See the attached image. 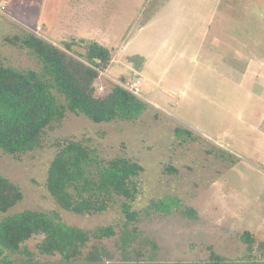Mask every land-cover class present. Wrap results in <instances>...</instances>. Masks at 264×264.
I'll return each instance as SVG.
<instances>
[{
  "label": "rangeland",
  "instance_id": "obj_1",
  "mask_svg": "<svg viewBox=\"0 0 264 264\" xmlns=\"http://www.w3.org/2000/svg\"><path fill=\"white\" fill-rule=\"evenodd\" d=\"M3 1L0 35L39 27L41 37L62 49L79 37L95 40L112 52L106 77L95 85L107 90L110 79L139 80L140 97L149 103L132 121L94 123L67 111L59 126L43 132L39 148L17 156L0 151V173L23 193L7 214L56 210L84 229L119 220L110 209L68 212L49 196L46 171L56 144L74 139L104 159L121 154L143 166L133 208L171 194L197 210L196 219L175 210L140 223L157 245L156 264L206 261L211 251L240 260L248 252L238 238L244 229L264 242V0ZM61 23L65 32L76 28V36L60 37L54 29L62 31ZM0 60L39 69L26 48L3 39ZM175 128L191 136L179 139ZM253 250V259L264 258V249Z\"/></svg>",
  "mask_w": 264,
  "mask_h": 264
},
{
  "label": "trees",
  "instance_id": "obj_2",
  "mask_svg": "<svg viewBox=\"0 0 264 264\" xmlns=\"http://www.w3.org/2000/svg\"><path fill=\"white\" fill-rule=\"evenodd\" d=\"M2 39L26 48L39 64V69H20L0 60L2 153L17 156L39 148L43 132L59 126L67 111L94 123L132 121L149 105L115 83L96 92L98 70L107 69L112 52L95 40L72 39L64 42L62 49L26 30ZM74 45L83 52L74 53ZM125 79L120 76L118 80ZM175 135L185 140L191 133L175 128ZM142 171L143 166L130 157L119 154L104 159L95 148L78 140L56 144L45 179V188L56 205L79 215L110 209L120 216L115 223L93 229L64 222L56 210L24 209L7 214L23 193L18 184L0 173V264L160 263L155 259L157 245L144 234L140 223L175 210L196 219L198 212L171 194L150 198L142 208H133ZM115 235L112 245H107L105 240ZM238 238L247 245L244 258L229 261L211 251L208 260L192 264H264V258L253 259V246L264 249V242L247 229ZM30 240H35L33 247L28 245Z\"/></svg>",
  "mask_w": 264,
  "mask_h": 264
},
{
  "label": "built area",
  "instance_id": "obj_3",
  "mask_svg": "<svg viewBox=\"0 0 264 264\" xmlns=\"http://www.w3.org/2000/svg\"><path fill=\"white\" fill-rule=\"evenodd\" d=\"M4 9V5L0 4V10H3ZM37 30H39L40 28L37 27L36 28ZM98 74H99V78L101 76H105L106 77V74L103 70H98ZM112 80L115 84H119L121 86H123L124 88L128 89L129 91H131L133 94L137 95V96H140V93H139V85H140V81L139 80H134V81H120L118 79H110ZM104 90L103 86L98 84L96 86V92L97 93H100Z\"/></svg>",
  "mask_w": 264,
  "mask_h": 264
},
{
  "label": "crops",
  "instance_id": "obj_4",
  "mask_svg": "<svg viewBox=\"0 0 264 264\" xmlns=\"http://www.w3.org/2000/svg\"><path fill=\"white\" fill-rule=\"evenodd\" d=\"M4 1L3 0H0V4H2V5H4ZM5 9V8H4ZM4 9L3 10H0V13H4ZM42 29V28H41ZM41 29L39 30V31H41ZM53 27L52 26H50L48 29H47V31H48V33H50V34H53L54 32H53ZM58 29H59V27H58ZM58 29H54V31L55 32H57L58 31V33H60L61 34V36L60 37H69V35H70V37L69 38H71V37H74V35H75V31H76V28L74 29V30H72L73 32H71V31H69V32H65L64 31V27H63V24L61 23V29H62V31H59ZM34 31V33H37V35H40L41 36V34H40V32L39 31H37V30H33ZM3 35H5L4 33H2L1 35H0V39H2V37H3ZM76 36V35H75ZM80 38V37H79ZM81 38H84V39H90V38H88V37H81ZM92 40V39H91ZM50 42V41H49ZM52 43V42H51ZM52 44H54V43H52ZM105 72V71H104Z\"/></svg>",
  "mask_w": 264,
  "mask_h": 264
}]
</instances>
